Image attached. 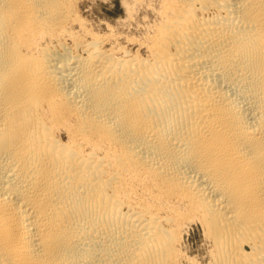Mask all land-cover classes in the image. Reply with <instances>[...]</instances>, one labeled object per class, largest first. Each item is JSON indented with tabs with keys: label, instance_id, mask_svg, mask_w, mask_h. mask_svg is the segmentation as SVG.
<instances>
[{
	"label": "bare ground",
	"instance_id": "bare-ground-1",
	"mask_svg": "<svg viewBox=\"0 0 264 264\" xmlns=\"http://www.w3.org/2000/svg\"><path fill=\"white\" fill-rule=\"evenodd\" d=\"M78 1L0 0V264H264V0Z\"/></svg>",
	"mask_w": 264,
	"mask_h": 264
},
{
	"label": "rangeland",
	"instance_id": "rangeland-1",
	"mask_svg": "<svg viewBox=\"0 0 264 264\" xmlns=\"http://www.w3.org/2000/svg\"><path fill=\"white\" fill-rule=\"evenodd\" d=\"M121 2L122 0H79L78 1V12L81 15V17L83 16L82 18L85 19L86 24L90 26L92 25L90 28H94V30L96 31L100 30L99 33H102V34L104 32L106 33L107 29L104 27V25L107 23L113 24L112 26H115V25L118 26V29L120 28L119 30H122V32L124 31V34L135 33V31L129 28L128 26H125V25L123 26L122 24V27H121L120 23L118 25L119 19L122 20V18L124 17L123 14L125 15L123 11L124 9L122 6L123 3ZM100 23H103V26L101 25L102 28L101 26H99ZM95 26L101 29H98ZM204 240H205L204 233H203L202 226L200 224L195 223L189 226H185L183 228L182 243H184L183 244L184 246L186 247L188 246L187 248L193 254L192 256L200 257L204 255V253L208 249V244Z\"/></svg>",
	"mask_w": 264,
	"mask_h": 264
}]
</instances>
